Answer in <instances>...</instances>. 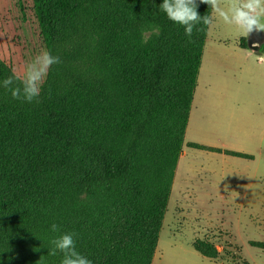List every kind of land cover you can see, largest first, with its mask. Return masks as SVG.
<instances>
[{
	"label": "trees",
	"instance_id": "1",
	"mask_svg": "<svg viewBox=\"0 0 264 264\" xmlns=\"http://www.w3.org/2000/svg\"><path fill=\"white\" fill-rule=\"evenodd\" d=\"M162 2L45 0L50 53L61 63L50 67L38 102L0 86L2 264H61L48 248L70 232L92 264H151L208 29L196 25L189 39ZM155 27L159 35L145 42L143 30ZM11 75L0 59V82ZM36 234L43 243L35 262L12 260L8 248ZM200 243L197 252L216 256Z\"/></svg>",
	"mask_w": 264,
	"mask_h": 264
},
{
	"label": "rangeland",
	"instance_id": "2",
	"mask_svg": "<svg viewBox=\"0 0 264 264\" xmlns=\"http://www.w3.org/2000/svg\"><path fill=\"white\" fill-rule=\"evenodd\" d=\"M210 16L215 17V13L211 11ZM143 31L144 35L149 33ZM262 33L263 38L257 40L251 34L240 36L235 26L219 19L208 25L209 40L200 61L193 111L151 264H264V82L237 85L241 73L261 76L255 65L257 55L245 65L243 56L229 49L218 52V59L208 51V44L215 39L230 44L236 38L238 44L248 45L251 37V44L260 48L264 44ZM42 50L50 52L45 0H0V59L5 65L22 74L25 65ZM216 61L227 65L226 69L215 65ZM203 92L205 103L198 98ZM187 142L251 157L194 148ZM41 236L33 235L22 244L12 245L13 249L9 247L12 260L35 262L43 243ZM194 241L216 250V256L201 255L193 248ZM4 253L9 255L6 249ZM2 256L0 250V264Z\"/></svg>",
	"mask_w": 264,
	"mask_h": 264
},
{
	"label": "clouds",
	"instance_id": "3",
	"mask_svg": "<svg viewBox=\"0 0 264 264\" xmlns=\"http://www.w3.org/2000/svg\"><path fill=\"white\" fill-rule=\"evenodd\" d=\"M207 4L215 17L201 16L197 11L196 0H163L159 5L167 18L184 28L185 35L190 39L193 29L198 24L211 25L214 19H219L227 25L235 26L239 35L247 37L254 31H264V0H200ZM223 5V6H222ZM151 35H159L155 27L145 35V42ZM61 63L58 55H52L48 50H42L35 58L25 65L22 74L13 73L2 82L5 90L11 93L15 100L32 103L38 102L42 85L51 66ZM53 233L60 232L56 223L50 225ZM76 233H63L54 237L48 248V255H62L61 264H92V261L76 249Z\"/></svg>",
	"mask_w": 264,
	"mask_h": 264
},
{
	"label": "crops",
	"instance_id": "4",
	"mask_svg": "<svg viewBox=\"0 0 264 264\" xmlns=\"http://www.w3.org/2000/svg\"><path fill=\"white\" fill-rule=\"evenodd\" d=\"M209 40V39H208ZM208 40H207V37L205 38V41H204V45H203V49H202V55H201V59L203 57V54L205 52V50L207 49V43H208ZM216 41L212 44H208V51L211 50L213 51V57L217 58L218 59V56H216V54H218V52H225L226 49L227 51L231 50L237 54H240L239 56H243L244 60H246L245 62V65H248L250 59L254 56V55H257V58L255 59V65H257V68H259L260 70V73H261V76H257V75H253V76H250L247 74V72L245 73V69L243 70L244 73H241L239 76H238V83L237 85L240 83V82H246L247 83L250 81H263L264 82V53L260 52L259 51V48L257 50H254L252 48H250L248 45L247 47L245 46H241L240 44H238V40L236 38H234L232 40V42L230 44H227L225 39H215ZM229 49V50H228ZM212 57V58H213ZM213 64V63H212ZM200 65H201V62H200ZM215 65L217 66H220L222 65V63L220 61H216L215 62ZM227 67V65H222L220 66V68H222L223 70H225ZM200 69H201V66H199V70H198V74H197V78H196V86H195V89H194V92H193V96H192V101H191V106H190V111H189V115H188V120H187V123H186V127H185V130H184V133L186 134V131L188 130V127H189V121H190V116H191V113L193 111V106H192V103L194 101V97L197 93V88H198V78H199V74H200ZM247 74V75H246ZM212 75V74H211ZM214 76V75H213ZM212 76V78H213ZM225 76H228V75H225ZM229 77V76H228ZM217 93V92H216ZM223 93V92H222ZM198 98L203 100V103H205V95H204V92L202 94H199L198 95ZM200 101V100H199ZM199 104V102H198ZM195 110V109H194ZM202 141V140H201ZM212 143V142H210ZM215 145V143H212ZM218 147V146H217Z\"/></svg>",
	"mask_w": 264,
	"mask_h": 264
},
{
	"label": "water",
	"instance_id": "5",
	"mask_svg": "<svg viewBox=\"0 0 264 264\" xmlns=\"http://www.w3.org/2000/svg\"><path fill=\"white\" fill-rule=\"evenodd\" d=\"M252 36H254L257 40H260L263 38V33L262 31H254L252 33H250ZM252 38H248L247 40V43H248V46L254 50H257L258 49V45L257 44H251L252 43Z\"/></svg>",
	"mask_w": 264,
	"mask_h": 264
}]
</instances>
